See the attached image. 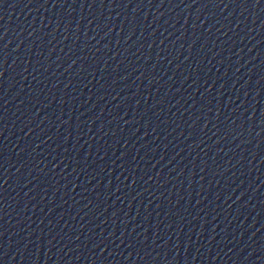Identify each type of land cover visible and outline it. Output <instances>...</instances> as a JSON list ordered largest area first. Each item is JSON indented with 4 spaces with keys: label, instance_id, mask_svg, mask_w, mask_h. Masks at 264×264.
<instances>
[{
    "label": "water",
    "instance_id": "obj_1",
    "mask_svg": "<svg viewBox=\"0 0 264 264\" xmlns=\"http://www.w3.org/2000/svg\"><path fill=\"white\" fill-rule=\"evenodd\" d=\"M0 264H264V0H0Z\"/></svg>",
    "mask_w": 264,
    "mask_h": 264
},
{
    "label": "snow or ice",
    "instance_id": "obj_2",
    "mask_svg": "<svg viewBox=\"0 0 264 264\" xmlns=\"http://www.w3.org/2000/svg\"><path fill=\"white\" fill-rule=\"evenodd\" d=\"M257 2H259V0H257Z\"/></svg>",
    "mask_w": 264,
    "mask_h": 264
}]
</instances>
